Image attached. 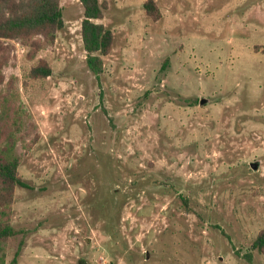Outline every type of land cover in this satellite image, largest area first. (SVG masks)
<instances>
[{
    "label": "rangeland",
    "instance_id": "1",
    "mask_svg": "<svg viewBox=\"0 0 264 264\" xmlns=\"http://www.w3.org/2000/svg\"><path fill=\"white\" fill-rule=\"evenodd\" d=\"M99 1L98 74L79 0L33 59L9 41L0 149L27 187L4 264H264V0H155L158 20ZM38 58L52 73L28 78Z\"/></svg>",
    "mask_w": 264,
    "mask_h": 264
},
{
    "label": "trees",
    "instance_id": "2",
    "mask_svg": "<svg viewBox=\"0 0 264 264\" xmlns=\"http://www.w3.org/2000/svg\"><path fill=\"white\" fill-rule=\"evenodd\" d=\"M82 6L81 39L86 52L88 68L98 74L103 68L102 56L112 49L113 33L96 19L103 17L105 2L79 0ZM143 7L153 20L161 16L155 0H145ZM64 26L60 0H0V84L4 82L3 68L10 59L12 44L17 40L29 48L28 58L33 59L45 46L53 44L56 32ZM52 70L48 61L38 58L27 76L31 79H45ZM12 145V140H10ZM8 147L0 149V264H4L3 244L14 237L17 230L10 222L11 205L16 186L27 187L18 173V157L7 156ZM251 247L264 256V227L261 228ZM15 259V258H14Z\"/></svg>",
    "mask_w": 264,
    "mask_h": 264
},
{
    "label": "water",
    "instance_id": "3",
    "mask_svg": "<svg viewBox=\"0 0 264 264\" xmlns=\"http://www.w3.org/2000/svg\"><path fill=\"white\" fill-rule=\"evenodd\" d=\"M199 102H200V104H201V103H203V102H204V99H200V101H199ZM251 167H252V168H254V169L256 168V166H255V164H254V163H251Z\"/></svg>",
    "mask_w": 264,
    "mask_h": 264
}]
</instances>
